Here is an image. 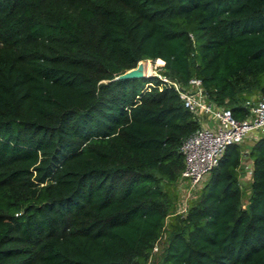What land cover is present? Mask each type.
<instances>
[{
  "label": "trees",
  "instance_id": "obj_1",
  "mask_svg": "<svg viewBox=\"0 0 264 264\" xmlns=\"http://www.w3.org/2000/svg\"><path fill=\"white\" fill-rule=\"evenodd\" d=\"M264 0H0V264H146L199 127L141 60L241 119L264 94ZM246 204L226 147L158 264H264V134Z\"/></svg>",
  "mask_w": 264,
  "mask_h": 264
},
{
  "label": "built area",
  "instance_id": "obj_2",
  "mask_svg": "<svg viewBox=\"0 0 264 264\" xmlns=\"http://www.w3.org/2000/svg\"><path fill=\"white\" fill-rule=\"evenodd\" d=\"M160 78L174 88L184 108L199 122V127L185 137L180 145L184 165L179 180L185 182L189 190L196 191L217 166L227 146L242 144L248 139L254 141L264 134V94L246 100L243 105L246 113L238 119L230 108L217 104L209 96L200 78L191 77L184 85L165 77ZM184 205L179 207L180 214L187 210Z\"/></svg>",
  "mask_w": 264,
  "mask_h": 264
},
{
  "label": "rangeland",
  "instance_id": "obj_3",
  "mask_svg": "<svg viewBox=\"0 0 264 264\" xmlns=\"http://www.w3.org/2000/svg\"><path fill=\"white\" fill-rule=\"evenodd\" d=\"M138 65H142L143 67L145 66L144 68L146 70L144 73L147 75L163 76L160 71V66L157 61L141 60L137 63V66ZM202 120H203V117H202ZM205 120L214 123L213 121L208 120L207 118ZM252 142L253 141L248 139L241 144L242 151H243V158L241 160L240 166L237 169V176H238V180H239L241 191H242V202L244 205L246 204V200L248 198V194L250 191V181H251V161L248 158L246 153L250 145L252 144ZM207 178L208 176L204 179L202 184L199 186L198 188L199 190L197 189L196 191L189 190V187L186 185V183L185 182L181 183L179 179L177 183L175 184H166V183L163 184V187L168 193L170 201L172 203L170 206L171 213L167 217V222H166L167 225H166L165 233L163 234L161 239L156 243L149 257V260L146 264H158L160 262L162 250L168 241L169 233L171 229L173 228V225L177 223V216L180 214L179 207H182L183 204H185L184 206L187 207L190 204L191 200H193L197 196L200 189L207 181Z\"/></svg>",
  "mask_w": 264,
  "mask_h": 264
},
{
  "label": "water",
  "instance_id": "obj_4",
  "mask_svg": "<svg viewBox=\"0 0 264 264\" xmlns=\"http://www.w3.org/2000/svg\"><path fill=\"white\" fill-rule=\"evenodd\" d=\"M264 12V7L262 8ZM150 76L144 73V67L142 65H138L136 68H132L123 74L117 76L115 79H123V78H140Z\"/></svg>",
  "mask_w": 264,
  "mask_h": 264
},
{
  "label": "bare ground",
  "instance_id": "obj_5",
  "mask_svg": "<svg viewBox=\"0 0 264 264\" xmlns=\"http://www.w3.org/2000/svg\"><path fill=\"white\" fill-rule=\"evenodd\" d=\"M144 67H145V66H144ZM145 70H146V69L144 68V72H145ZM146 73H147V71H146Z\"/></svg>",
  "mask_w": 264,
  "mask_h": 264
}]
</instances>
